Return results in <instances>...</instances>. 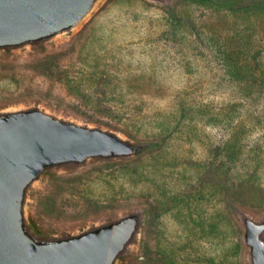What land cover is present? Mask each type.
<instances>
[{
    "label": "rangeland",
    "instance_id": "rangeland-1",
    "mask_svg": "<svg viewBox=\"0 0 264 264\" xmlns=\"http://www.w3.org/2000/svg\"><path fill=\"white\" fill-rule=\"evenodd\" d=\"M40 105L150 147L47 173L46 232L144 211L121 264H249L264 218V12L215 0H101L73 31L0 51V109Z\"/></svg>",
    "mask_w": 264,
    "mask_h": 264
},
{
    "label": "water",
    "instance_id": "water-1",
    "mask_svg": "<svg viewBox=\"0 0 264 264\" xmlns=\"http://www.w3.org/2000/svg\"><path fill=\"white\" fill-rule=\"evenodd\" d=\"M100 1L0 0V51L45 45L73 31ZM149 147L40 105L0 109V264H121L136 244L143 210L46 232L31 218L32 191L50 171ZM241 220L249 264H264V218Z\"/></svg>",
    "mask_w": 264,
    "mask_h": 264
},
{
    "label": "trees",
    "instance_id": "trees-1",
    "mask_svg": "<svg viewBox=\"0 0 264 264\" xmlns=\"http://www.w3.org/2000/svg\"><path fill=\"white\" fill-rule=\"evenodd\" d=\"M230 7L244 6L246 10H259L264 12V0H215Z\"/></svg>",
    "mask_w": 264,
    "mask_h": 264
}]
</instances>
